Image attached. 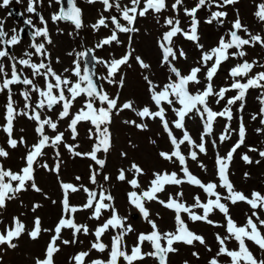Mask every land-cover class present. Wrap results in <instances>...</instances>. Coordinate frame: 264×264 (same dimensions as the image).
<instances>
[{"label":"snow or ice","instance_id":"snow-or-ice-1","mask_svg":"<svg viewBox=\"0 0 264 264\" xmlns=\"http://www.w3.org/2000/svg\"><path fill=\"white\" fill-rule=\"evenodd\" d=\"M12 0H2L0 8H7ZM17 3L20 0H16ZM239 0H197L195 6L188 7L185 0H173L171 4L168 0H86V3L102 5L98 18L94 23L87 25L93 32H99L102 28L109 29L110 34L102 37L92 48H87L77 52L73 50L68 55L74 57L72 66L64 68L63 72L57 73L52 67L51 55L47 51L46 45L52 44L47 21L37 12L36 5L43 4V0H27L26 12L39 17L43 27H36L31 18L24 19V25L31 28V42L20 57L11 54L10 49L21 43L19 30L13 28L12 33L5 31L4 21L0 20V93H6V103L3 105V123H0V131L6 134L7 146L10 149H17L23 146L25 149L21 157L22 166L13 171L5 168L0 163V209H5L8 201L17 199L20 194L31 189L35 193L50 199L46 193L37 185L35 173L37 166L54 173L57 176L61 198L51 200L53 205L59 204L60 215L57 222L51 228H43L40 217L35 216L33 226L29 230L18 218L13 217L10 225L0 231V248L15 249L18 245L14 242L23 235H27L30 240L36 241L42 233H50V239L43 250L42 255L34 258L33 264H55V255L61 251L60 244L65 246L82 243L79 235L92 236L90 247L87 251H79L70 257V264H143L146 258H151L153 264H169L170 254L179 251L175 245L183 244L193 246L196 242L204 246L208 252H212L204 236L192 231L188 223L182 217L187 214V220L192 223L201 222L212 227H223L225 235L215 234V242L218 250L207 261V264H220L218 258H229V264H264V194L253 191L250 196L241 191H237L229 179V166L233 160L234 153L245 144L247 128L243 115L238 117V129L231 127V122L237 119L236 113H243L246 107V96L249 90H258L256 99L259 102L258 112L250 114L252 121H257L264 126V70L255 71L257 67L264 69V63L258 60L249 61L242 59L247 56L246 47H257L264 49V33L250 31L237 13L236 18L231 21V27L225 35H221L217 44L210 48H205L200 43L198 12L207 8L209 15L204 21L206 24L223 25L228 13L224 10L227 6L235 5ZM49 7L59 6L58 11L51 15L53 23L70 22L79 31L86 27L83 21L82 9L77 6L76 0H48ZM257 11L253 13L258 22L264 24V3L256 5ZM215 8L217 10L213 11ZM171 11L175 15L164 16L165 12ZM188 18L187 26L182 25L180 18ZM108 13L109 15H105ZM152 15L156 23L160 25L162 34L157 37V46L160 52L158 68L166 69V82L158 84L151 78L155 75L153 66L145 62L140 55H134L135 49L132 47L133 34L140 31L135 25L141 18ZM11 15V13H9ZM23 15V14H21ZM163 17V23H161ZM245 35L242 36L240 33ZM120 34H128L126 50L119 58L112 56L110 59L97 57L94 53L97 49L105 46L123 45L119 37ZM182 37L185 41H190L199 50V59L195 66H191L187 73H182L176 66L179 60L187 61L188 54L182 47H177L175 38ZM246 37V38H245ZM37 38H43L42 42H37ZM34 57H40L35 61ZM242 60L230 67L227 77L230 83L217 88L214 85V78L217 76L222 64L230 59ZM9 61L6 65L4 60ZM135 63L142 70L141 75L146 82L148 103L137 106L133 100H126L119 103V94L110 96L102 85L97 81H104L109 85L124 86L125 77L120 76L123 67H131V62ZM82 61L84 65L82 67ZM59 62V60H57ZM96 65H102L105 74L97 76ZM30 71V75L27 74ZM147 74H144V73ZM201 75L203 78H201ZM42 80L43 83H39ZM14 86H22L18 95L23 100V106L17 107L14 96L17 94ZM235 92L229 96L228 93ZM35 96V99L33 97ZM81 101V106L73 112L77 101ZM224 102L220 110H214L213 103L220 105ZM238 105V107H236ZM59 111L55 119L48 113ZM128 110L134 113L137 119L124 120L123 123L135 129L149 131V121L159 123L162 133L167 134V140L171 145L169 151H159L158 156L164 161L172 164H179V173L176 171H153L152 178L148 181L147 187L141 190L139 177L147 173L135 162H131L127 168L118 169L116 176L105 173L106 159L99 157V153L105 156L113 147L112 133L110 126L114 116ZM171 111L174 118L169 119L168 111ZM18 117H24L28 121L34 122L35 142L28 144L27 140L20 136L15 138L14 122ZM203 125V130L199 134V142L190 135L186 127L187 120H196ZM218 119H223V132L219 136V142L223 143L230 139L233 132L238 139L227 151L226 155L219 153L215 156V175L218 183L209 181L202 182L195 176L187 165V160H198L200 153L207 154V137L213 135L214 125ZM61 121H67L64 131L59 130ZM90 125L87 129V137L93 141L90 151H79V144L67 143L66 133L70 134L72 141H76L80 135L79 126ZM174 129L181 130L182 136L177 138ZM51 130L52 135L48 134ZM21 131H23L21 129ZM257 133L264 134V127H258ZM150 143L156 144L155 140ZM187 144L189 151L187 156L183 153L181 146ZM217 146L216 140L212 141V147ZM63 147L74 157L89 159L93 164L89 165L88 182L94 187L85 184H73L65 182L60 178L61 152ZM54 151L55 164L49 166L48 163H40L47 154L46 150ZM248 152L258 153L261 160H264V150L256 147H249ZM10 153L4 147H0V159H7ZM120 156L127 159V152L121 151ZM241 159L245 164H252L254 161L247 154H242ZM256 160L255 163H261ZM98 166V167H96ZM204 169L205 165H199ZM131 173L132 178H128ZM247 177L248 174L245 173ZM82 178L76 176L75 180ZM115 179L130 185L131 190L127 192V203L130 209H135L140 217L151 227L150 232H140L136 240L128 250L126 237L135 230L128 223V216H121L115 206V197L111 194L112 181ZM191 185L203 191L207 197L202 200L199 194L192 197L194 203L187 204L183 197L184 192L170 193L167 199H161L159 194L166 191L167 186ZM107 185L108 187H105ZM217 189H223L226 195H222ZM139 190V191H138ZM75 193L84 194V202L74 205L70 197ZM223 201V202H222ZM156 202L164 209L172 212L174 220V230L162 231L156 220L152 219V213L146 205ZM240 202L246 203L251 214H246V222L238 225L230 214L229 204L236 205ZM41 205L34 203L31 206L33 213ZM200 209L201 212L194 211ZM218 211L223 214L225 224H220L210 216ZM79 212L88 213L87 219L101 221L92 229L88 224L77 223L75 216ZM109 213L105 217V214ZM159 216V213H157ZM64 230H70L71 239H63ZM110 234V245L103 242L102 237ZM235 241L237 247L230 249L227 245L229 241ZM59 242V243H58ZM147 242L151 246L150 251H143V245ZM248 242L255 245L261 256L258 258L250 249ZM104 254L107 252V259L95 258L87 259L91 252ZM192 256L199 259V253L192 252ZM188 264V261H184Z\"/></svg>","mask_w":264,"mask_h":264},{"label":"rangeland","instance_id":"rangeland-1","mask_svg":"<svg viewBox=\"0 0 264 264\" xmlns=\"http://www.w3.org/2000/svg\"><path fill=\"white\" fill-rule=\"evenodd\" d=\"M2 2V0H0ZM128 0H122V3H127ZM173 0H168V3L171 4ZM197 0H185V5L188 7L195 6ZM77 6L82 9L83 12V21L86 27L77 31L70 22H57L53 23L51 20V15L58 11L59 6L49 7L48 0H43V4H37L36 8L41 11L40 14L43 15L45 20L47 21V26L50 33V38L52 40V44L46 45L47 51L51 55V63L52 67L57 73L63 72L64 68H69L72 66V60L74 57L68 55L69 52L76 50L77 52L83 51L87 48H92L94 45L102 38L110 34L109 29H101L99 32H93L91 28L87 27L95 22V20L99 16V12L102 8V5L97 3L95 5H90L86 3V0H76ZM264 3V0H239V2L235 5L227 6L224 10L228 13L225 23L221 26L216 24L215 22L211 25L204 23V21L208 18L209 12L208 9L205 8L198 12V19L200 20L199 25V35L201 37L200 43L205 46V48L213 47L217 44L221 35H225L226 31L231 27V21L236 18L237 13L239 14L242 22L246 24L250 31L253 33L262 32L264 33V24L258 22L257 18L254 17L253 13L257 11L256 5ZM16 5L20 8V10L25 15V18L29 16L25 12V8L27 6V0H20L19 3L16 0H12L9 6ZM8 6V7H9ZM7 7V8H8ZM7 8H0V20L4 21L5 31L9 34L12 33V29L15 28L18 30L19 23L15 22L12 18L7 16ZM213 11L217 10L215 8ZM105 15H109L105 13ZM164 16L175 15L170 10L163 14ZM180 18L182 20V25L187 26L189 23L188 18L183 16L181 11ZM36 26L43 27L40 24V21L36 19H32ZM161 23H163V17H161ZM137 28L140 29L138 33L133 34V44L132 47L135 49L134 55H140L145 62H150L151 60L148 56H154V67L153 71L155 75L151 77L154 82L161 84L167 75L166 69L158 68V62L160 59V52L157 46V37L162 34V29L159 24L156 23L155 18L150 14L147 18H141L137 21ZM240 35L244 36L243 32ZM122 41H124L123 45H115L105 46L103 49H97L95 51V55L97 57H102L104 59H110L112 56L119 58L126 50V45L128 42V34H120L119 37ZM246 38V37H245ZM43 38H37V42H42ZM31 42L29 38H25L21 41V43L17 46L12 47L11 54L17 57L23 55V52L27 49L28 44ZM175 44L177 47H182L185 52L188 54V59L185 61L184 65L181 60L176 63V66L180 68L182 73H187L191 66H195V62L199 59V50L195 48V46L190 41H185L182 37L175 38ZM152 51V53H151ZM245 51L247 52V56L242 59H247L249 61L258 60L261 63H264V49L260 47H246ZM35 61H39L40 57H34ZM148 59V60H147ZM59 60V62H57ZM147 60V61H146ZM242 62V60L238 59H230L229 61L222 64L219 74L214 79V85L219 88L225 86L230 83L227 72L230 67L234 66L236 63ZM6 65L9 64V61L4 60ZM83 67V61H82ZM264 69H260L257 67L255 71H261ZM95 72L97 76L104 75L105 69L102 65H96ZM142 70L135 63V60L131 62V67H123L120 74L116 77L119 80L120 76L125 77V83L122 88L118 85H109L104 81H100V85L103 86L105 91L109 93L110 96L115 97L119 94V103H123L126 100H133L136 102L137 106H143L148 103V95H147V85L143 80L141 75ZM30 75V71L27 73ZM144 74H147L146 72ZM39 83H43L42 80ZM16 95L14 99L17 101V107L23 106V100L18 95L20 87L17 86ZM235 92H231L228 94L229 96L234 95ZM249 95H259L258 90H250L248 92ZM6 93H0V123H3V105L6 103ZM35 99V96L33 97ZM259 104V102H258ZM81 106V101H77L75 107L72 109L75 112ZM48 113L51 115L53 119H55L57 112ZM169 116V115H168ZM138 118L135 117L134 113L125 110L119 115L114 116L113 123L110 126V131L112 133V143L113 147L111 151L105 156L103 153H99V157L102 159H106V167L104 169L105 173H110L113 178L116 176L118 169L121 167L127 168L131 162H135L140 165L145 172L147 173L144 176H140L139 182L141 184V190L147 187L148 181L152 178L153 171H176L179 173V164H172L170 162L164 161L159 158V151H169L171 149V145L167 140V134L162 133V129L159 127V123L149 121L150 130L141 132L134 127L126 125L123 123L124 120H132ZM169 119H173L169 116ZM197 120V119H196ZM217 120L214 125V136L210 140H216V143L219 142V136L223 132V125L226 122H221ZM67 121H61L59 124V130L64 131L66 128ZM15 126V138H19L23 136L28 144H32L35 142V133H34V122L28 121L24 117H18L14 122ZM239 124H234L231 122V127L233 129H238ZM90 125L82 124L79 126V137L76 141H72L70 134L66 133V142L67 143H76L79 144V151L86 152L90 151L91 145L93 141L89 140L87 137V129ZM21 129L23 131H21ZM174 135L177 138L182 136L181 130L174 129ZM235 133V132H234ZM48 134L52 135L51 130H48ZM230 143L223 142L221 145L223 147V154L225 150L227 151L231 148L234 143L235 136L232 137ZM7 137L2 131H0V147H4L9 151L10 155L7 159H0V163L3 164L5 168H10L13 171H17L22 166L21 157L25 152L23 146L18 147L17 149H10L6 143ZM150 140H155L156 144L150 143ZM165 142V143H164ZM199 140H197V143ZM228 143V144H227ZM245 148L248 150L249 147H252L251 142L245 143ZM181 149L185 156L188 154V146L187 144L182 145ZM259 149L264 150V145ZM61 169H60V178L69 183L73 184H85L89 187H94L90 185L88 182L89 176V165L93 164V162L89 159H82L80 157H74L66 149L61 147ZM127 152V159H123L120 156V152ZM46 155L41 159L40 163H48L49 166H53L56 162L54 157V151L52 149L46 150ZM200 156H205L199 154ZM213 155V152H212ZM214 157V155H213ZM253 157V156H252ZM240 158V157H239ZM241 159V158H240ZM256 161L257 159H253ZM199 161V159L197 160ZM197 161H192L190 158L187 160V165L189 167L198 169ZM195 165V166H194ZM210 166H212V158L210 157ZM98 167V166H96ZM196 167V168H195ZM232 171V168L229 166V171ZM231 174V172H230ZM80 176L82 179L80 181H76L75 177ZM128 178L131 179V173L128 174ZM233 179V178H232ZM234 180V179H233ZM35 181L37 185L43 190L44 193L47 194L50 199H46L43 195L39 193H35L29 190L25 193L20 194V196L12 201L7 202V206L5 209H0V231H3L6 226L10 225L12 222V218L18 217L30 230L33 226V219L35 216H38L42 220L43 228H51L57 222L58 217L60 215V206L59 204L53 205L51 200H59L61 198V192L59 190V185L57 181V176L54 173H49L47 170L40 168L37 166L35 173ZM204 183H208L207 181ZM237 184V183H236ZM105 187H108L105 185ZM237 191H241V189L253 188L252 185L242 184L234 185ZM182 188L184 192V201L187 204H192L193 200L189 199V194L191 192L190 188L186 187H175V186H167L166 191L164 193H160L159 196L161 199H167L168 194L175 193L176 191H180ZM186 188V189H185ZM255 188V187H254ZM131 190L130 185L124 182H119L113 179L112 187L110 189L111 194L115 197V206L119 210L121 216H128V223L132 225L134 228V232L130 233L126 237V244L128 246V250H131L132 245L136 240V236L140 232H150L151 227L148 225L139 215V213L135 209H130V206L127 203V192ZM139 191V190H138ZM202 192L201 199L206 200L207 197ZM253 191L258 192V188L256 187ZM187 192V193H185ZM223 195H226V192L223 191ZM70 201L74 205H78L84 202V194L83 193H75L70 197ZM34 203H39L41 207L37 209L35 213L32 212L31 206ZM159 205L156 202H150L146 205L149 209H152V219L156 220L157 224L160 226L162 231L165 230H174V220L173 213L166 211L164 208L161 209L158 207ZM243 202H240L236 205L229 204L230 214L232 218L236 221L238 225H243L246 222V214H251L250 208L246 205V207H242ZM160 210V212H159ZM159 215H165L168 220L161 222L159 220ZM88 213L79 212L76 214L75 219L77 223L88 224L90 228L94 229L97 223H102L101 221H93L87 219ZM109 215V213L105 214V217ZM182 217L186 221V216L182 214ZM264 218V214L262 215ZM210 219L222 224L225 223L223 214L221 213H213L210 216ZM202 224V223H201ZM209 229H205L200 227L199 224L188 225L189 228L205 237L209 247L212 248V252H208L207 249L196 242L193 246H186L183 244H177L175 247L179 249V251L175 254H170L169 264H184V261H188V264H207V261L215 254L218 250V245L215 242V234L220 233L222 236L225 235V231L223 227H212L206 224H202ZM261 231H264L262 229ZM63 239H71L70 230H64ZM208 237L211 236L212 240H209ZM50 239V233H42L38 240L32 241L25 234L19 240L14 241L18 247L15 249H5L0 248V264H33L34 258L38 255H42L44 248L46 247L47 242ZM93 239L92 236H84L79 235V240L82 243H77L74 245H63L60 244L61 251L57 253L54 257L55 264H70V257L79 251H87L90 247V242ZM103 242L105 244L110 245L111 236L110 234H105L103 237ZM214 239V240H213ZM59 243V242H58ZM250 249L253 253L260 258L261 254L255 245L248 242ZM230 249H234L237 247L236 242L229 241L227 245ZM151 250V246L145 242L143 245V251L147 252ZM192 252L199 253V259L192 256ZM95 258H103L107 259V252L104 254L97 253L95 251L91 252L90 256L87 258L89 261ZM220 260V264H229V258L221 257L218 258ZM121 264H124L121 258ZM143 264H153L151 258H146Z\"/></svg>","mask_w":264,"mask_h":264},{"label":"bare ground","instance_id":"bare-ground-1","mask_svg":"<svg viewBox=\"0 0 264 264\" xmlns=\"http://www.w3.org/2000/svg\"><path fill=\"white\" fill-rule=\"evenodd\" d=\"M151 53H152V51H151ZM148 57L151 60H149L150 62L147 61L148 59L146 61L148 63H150L154 67V61L155 60H154L153 54H152V56H148ZM181 62H182L183 65H184V63H186L182 59H181ZM218 74H219V72H218ZM201 78H203L202 75H201ZM164 82H166V80H164L162 83H164ZM162 83H161V85H162ZM230 93H228V94H230ZM223 105H224V102H222L220 105H216L215 103H213L211 106L213 107L214 110L218 111V110H220L223 107ZM236 107H238V105ZM258 110H259V104H258V100L256 99V96L247 94V96H246V107H245L244 112L242 114L241 113H236L237 119H234L232 121V123H234V124H239L238 117L240 115H243L244 122H245L246 128H247V134H246L245 143L246 142H251L252 147H256L257 149H259L260 147H262L264 145V134L257 133L256 129L258 127H264V126H261L259 124L258 120L257 121H252L250 119V114H252L254 112H258ZM168 115L170 117L174 118V116H173V114L171 113L170 110L168 111ZM219 121L226 122L223 119H220ZM186 127H187V130L190 133V135L193 137V139L196 140V141L199 140V134L203 130V125L199 121V118H197V120H187L186 121ZM214 134H215V132H213L212 136L206 138L207 139V144H206L207 154L200 153V154L205 155V156L198 155V159H199V161H197L198 169L195 170L194 168L188 166L189 170L195 176H197L202 182L212 181V182H217L218 183V177L215 175V156L217 155V153H219L221 156H224L227 153V149H226L224 154H223V152H222L223 147L221 145L222 143H217V146L215 148L212 147V141L213 140H210V139L213 138ZM233 136H235V139H234V143H235L236 140L238 139V136L234 132L231 135L230 139L225 141V142L230 143L231 140L233 141V138H232ZM244 145H242L241 148L238 149L236 153H234L233 160L230 163V167L232 168V171L231 170L229 171V173L231 172V174L229 175V179L231 180L233 185H237V184L240 185V183L247 184L248 186L252 185L253 188L248 189V187H247L246 189H241L242 192L245 195L250 196V194L253 192V189H255L256 187L258 188V192H260L261 194H264V160H261V158L259 157L258 153L248 152V150H246ZM212 152H213L214 157L212 155ZM245 153H247L252 158V160L254 158L257 159V160H261V163L257 164L253 160L254 162L252 164H245L243 162V160L240 159L241 155L245 154ZM210 157L212 158V166H210ZM201 163L203 165H205L204 169L200 168L199 165ZM245 173L248 174L247 177L245 176ZM180 175L182 176L183 174L180 173ZM180 187H186V188H190L191 189V192L189 194V199L190 200H193L192 197L197 195V194L202 196V192L197 187H194V186H191V185H187V184L182 185ZM217 190L220 191L221 194L223 195V191H224L223 189H217ZM185 193H187V192H185ZM193 203H194V201H193ZM243 205L244 206H241V208L242 207H246L247 204L243 203ZM158 207L161 209L162 206L161 207L158 206ZM150 211L152 213V209H150ZM166 211H169V210H166ZM194 211L201 212L202 210L194 209ZM159 212H160V210H159ZM216 212L219 213L218 211H216ZM183 215L186 216V223H188L189 226L195 224V223H192L191 221L187 220V214H183ZM158 218H159V220L161 222L168 220V218L165 215H161V214L159 215ZM196 224H199L200 227H202V228L209 229L208 227L203 226L202 225L203 223L201 224V222H196ZM222 224H225V223H222ZM223 230H224V228H223ZM165 231H168V230H165ZM207 238L209 240H212L211 236L210 237L207 236Z\"/></svg>","mask_w":264,"mask_h":264},{"label":"water","instance_id":"water-1","mask_svg":"<svg viewBox=\"0 0 264 264\" xmlns=\"http://www.w3.org/2000/svg\"><path fill=\"white\" fill-rule=\"evenodd\" d=\"M64 2H65V5H66V0H64ZM9 13H11V15H14L17 19H20V14L18 13V12H16V11H9ZM97 83L99 84V81H97Z\"/></svg>","mask_w":264,"mask_h":264},{"label":"flooded vegetation","instance_id":"flooded-vegetation-1","mask_svg":"<svg viewBox=\"0 0 264 264\" xmlns=\"http://www.w3.org/2000/svg\"><path fill=\"white\" fill-rule=\"evenodd\" d=\"M25 12H26V8H25ZM37 12H39V13H41V11L40 10H37ZM26 14H28L27 12H26ZM33 15V19H37V18H39L38 16H35V14H32ZM41 15V14H40ZM36 17V18H35ZM36 26V25H35ZM36 27H40V26H36ZM15 87V91H16V89H17V86H14Z\"/></svg>","mask_w":264,"mask_h":264}]
</instances>
